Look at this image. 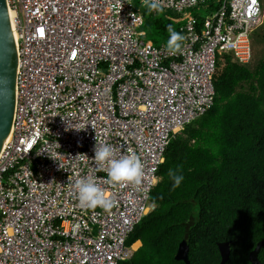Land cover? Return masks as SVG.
Masks as SVG:
<instances>
[{
  "label": "built area",
  "instance_id": "built-area-1",
  "mask_svg": "<svg viewBox=\"0 0 264 264\" xmlns=\"http://www.w3.org/2000/svg\"><path fill=\"white\" fill-rule=\"evenodd\" d=\"M136 1L7 0L18 66L0 152V264L130 260L128 239L156 208L151 194L171 140L213 104L218 57L252 61L264 0H162L186 20L176 55L146 39ZM97 142L138 156L141 183L108 185L92 160ZM78 179L94 180L114 206L82 209Z\"/></svg>",
  "mask_w": 264,
  "mask_h": 264
},
{
  "label": "trees",
  "instance_id": "trees-1",
  "mask_svg": "<svg viewBox=\"0 0 264 264\" xmlns=\"http://www.w3.org/2000/svg\"><path fill=\"white\" fill-rule=\"evenodd\" d=\"M170 11L152 22L162 43L167 25L182 24ZM264 45V24L252 34ZM213 104L170 142L151 194L156 208L128 239L142 246L120 264H185L175 258L181 242L191 264H220L218 244L228 242L226 264H250L264 240V57L254 68L232 54L218 57ZM244 85V86H243ZM170 169L184 179L173 189ZM264 264V247L259 253Z\"/></svg>",
  "mask_w": 264,
  "mask_h": 264
},
{
  "label": "clouds",
  "instance_id": "clouds-1",
  "mask_svg": "<svg viewBox=\"0 0 264 264\" xmlns=\"http://www.w3.org/2000/svg\"><path fill=\"white\" fill-rule=\"evenodd\" d=\"M139 8L143 9L147 14H162L165 10L162 0H140ZM167 33L168 37L164 42L165 49L172 55L181 53L185 36L180 31L175 30L173 24L167 25ZM72 129L81 130L79 127H71L68 122L67 130ZM75 157L79 162L89 158L86 154H78ZM92 160L98 170L106 173V182L110 186L139 185L141 183L143 165L140 158L134 154L117 156L115 149L111 145L97 142L94 147ZM59 166L61 167L60 163ZM178 172L179 169H170L168 172V176L173 182V189L179 187L184 179L183 175L178 174ZM74 188L78 204L82 209L101 207L108 211L114 206V202L109 198L108 194L92 179H78ZM139 248L135 249L133 256Z\"/></svg>",
  "mask_w": 264,
  "mask_h": 264
},
{
  "label": "water",
  "instance_id": "water-1",
  "mask_svg": "<svg viewBox=\"0 0 264 264\" xmlns=\"http://www.w3.org/2000/svg\"><path fill=\"white\" fill-rule=\"evenodd\" d=\"M17 51L11 27L7 0H0V152L9 138L13 123L16 103L17 79ZM264 247V240L260 241L249 254L250 264H263L259 260V253ZM221 263L226 264L231 255L228 242L218 244ZM189 246L186 241L180 243L175 258L185 264H191Z\"/></svg>",
  "mask_w": 264,
  "mask_h": 264
},
{
  "label": "rangeland",
  "instance_id": "rangeland-1",
  "mask_svg": "<svg viewBox=\"0 0 264 264\" xmlns=\"http://www.w3.org/2000/svg\"><path fill=\"white\" fill-rule=\"evenodd\" d=\"M138 1H136L137 3ZM139 5L140 4H136L135 7L137 9L138 12L141 13V15L143 16L144 18V26H143V30L146 32V39L151 41L153 43L154 46H159L160 44H162V40L161 38L158 36V34L156 33V31L152 28V22H154L155 20H160L162 19L167 11L164 10V12L162 14H157V13H152V14H147L143 9H140L139 8ZM197 11V9H193L190 11V13L188 14V17H191L193 16V14ZM171 16H176L177 18H179L177 21L178 23L182 24V21L183 19H180V17H178L176 15L175 12H172L170 11L169 13ZM186 20L184 19V22ZM252 61H251V68H254L257 63L260 61L261 58L264 57V45H262L261 43H258L255 41V39H253L252 37ZM141 246V242H138ZM138 243H135L133 246L135 249H137L135 246L136 244ZM139 246V247H140ZM138 247V248H139Z\"/></svg>",
  "mask_w": 264,
  "mask_h": 264
},
{
  "label": "bare ground",
  "instance_id": "bare-ground-1",
  "mask_svg": "<svg viewBox=\"0 0 264 264\" xmlns=\"http://www.w3.org/2000/svg\"><path fill=\"white\" fill-rule=\"evenodd\" d=\"M9 16H10L11 27L14 29L13 13L11 11H9ZM139 246H140V244L138 243V244H136L135 247L138 248Z\"/></svg>",
  "mask_w": 264,
  "mask_h": 264
},
{
  "label": "crops",
  "instance_id": "crops-1",
  "mask_svg": "<svg viewBox=\"0 0 264 264\" xmlns=\"http://www.w3.org/2000/svg\"><path fill=\"white\" fill-rule=\"evenodd\" d=\"M137 243H138V242H137ZM141 246H142V243H141ZM141 246H140V247H141Z\"/></svg>",
  "mask_w": 264,
  "mask_h": 264
}]
</instances>
